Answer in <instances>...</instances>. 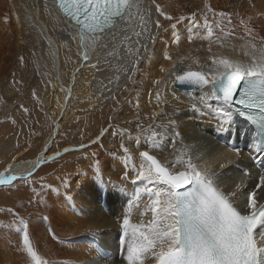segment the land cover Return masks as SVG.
<instances>
[{
  "label": "bare ground",
  "instance_id": "bare-ground-1",
  "mask_svg": "<svg viewBox=\"0 0 264 264\" xmlns=\"http://www.w3.org/2000/svg\"><path fill=\"white\" fill-rule=\"evenodd\" d=\"M207 2L217 13L231 15L232 26L229 27L235 33L225 40L224 48L213 43V51L246 62V48L242 47L245 41L238 39L244 35L240 21L250 22L259 43V38L264 37V0ZM156 4L166 13L178 17L200 13L204 10L205 0H155V3L153 0H142L141 15L145 18L148 31L141 29L138 18L122 22L114 35H109L101 42L106 43L107 47L90 51L89 61L85 64L77 56L81 50L72 40L70 33L73 29L64 19L56 18L58 9L53 0H0V46L11 58V65L0 66V105H14L23 96L30 97L39 105V111L34 112L36 120L30 125L25 118L23 121L19 118L25 117L23 111L17 114L18 109L15 106L13 108V115L20 126L15 130L13 150L7 155L10 157L9 165L14 169L13 175L25 176L29 171L34 175L27 183L14 181L12 186H0V191L12 192L23 185L18 193L1 199L0 225L15 226V218L7 209L28 220L30 236L38 254L47 259L49 264H126L125 250L120 244L123 239L121 222L126 206L119 200H109L103 195L95 199L81 192V189L95 183L89 168L91 152H97L103 165L111 164L104 172L105 180L126 183L120 179L123 170L119 160L107 153H121L118 131L130 132L134 137L138 121L147 128L149 124H167V117H172L177 121L184 144L190 146L194 156L199 157L197 162L202 167L216 174V182L222 190H235V185L241 179L245 181V186L233 198L235 207L246 211L244 205L247 196L244 194L251 190L257 191L258 202L264 204V197L261 196L264 188L256 187L261 173L257 166L260 164L253 163L246 154H242V158L231 155L226 142L231 137L219 140L221 135L216 131V122L204 111L199 108L194 111L191 107L198 92H184L170 85L166 90L167 102H163L162 91V102L157 106L156 92L162 86L155 85L154 81L167 75L160 71L161 67H172V62L164 59L165 51L173 57V61L189 57L184 61L185 64L195 59L205 65L211 62L207 59L210 55L207 39L195 38L192 42L186 39L184 24L187 21L176 26L181 34L180 44L172 43L173 30L170 25L175 20L166 21L160 17ZM157 19L163 29H155L154 21ZM135 32L142 34L137 37ZM149 32L156 35L155 43H150ZM125 36L130 39L124 41ZM145 44L148 45V53L141 51V55L146 59H141L139 66L134 68L135 57L127 49L131 48L134 52ZM109 51L114 54L107 55ZM149 54L150 59H147ZM20 57H23V62ZM91 64H96V67H91ZM192 66L196 67L194 63ZM133 71L134 76L131 75ZM17 83L24 85L23 91L18 92ZM69 91L70 95L67 94ZM172 91L176 92L179 99L172 96ZM107 105L108 110L111 107L113 109L111 115L105 111ZM105 113L107 118L103 120ZM79 121L85 125L81 142L60 146L67 129ZM102 130L103 148H100L91 141L100 136ZM170 139L174 137L165 138L164 152L158 154L162 161L174 159L175 150L170 146ZM124 142L129 146L133 144L129 140ZM239 146L244 147L243 144ZM179 147L181 145L177 142ZM65 149L68 151L65 152ZM57 153L59 156H56ZM54 156V160L48 159ZM229 158L231 163L228 162ZM77 169L81 171L77 172ZM243 170H247L250 175L244 177ZM65 177L72 185L69 193L72 201L64 198L65 189L61 179ZM42 184L59 188L61 195L58 197L47 189H41ZM126 186L129 189L133 187L130 183ZM33 187L41 193L39 197L32 193ZM103 204L108 209H104ZM140 211L133 210L131 219L134 223L149 219L147 216L141 217ZM44 217L48 219L44 220ZM86 229H93L95 235ZM5 231L8 229L0 228V234ZM91 239L109 247L112 256L103 259L95 247L87 242ZM19 243L20 234L14 230L11 243L0 240V264H26V256L17 246ZM145 264H153V261L146 260Z\"/></svg>",
  "mask_w": 264,
  "mask_h": 264
},
{
  "label": "snow or ice",
  "instance_id": "snow-or-ice-1",
  "mask_svg": "<svg viewBox=\"0 0 264 264\" xmlns=\"http://www.w3.org/2000/svg\"><path fill=\"white\" fill-rule=\"evenodd\" d=\"M54 3L58 8L56 18L64 19L73 29L70 33L72 40L81 50L77 56L85 64L89 61L90 51L107 47L106 43L101 42L114 35L122 22L138 18L141 29L148 31L145 18L141 15L142 0H54ZM155 7L164 20H175L170 25L173 30L172 43L180 44L181 34L176 26L187 21L184 24L186 39L188 42L195 38L207 39V51L210 53L207 59L211 62L205 65L195 59L192 63L196 67L193 68L192 63L184 62L189 57L173 61V57L165 51L164 59L172 62V67H161L160 71L167 75L154 81L155 85L162 86L156 92L157 106L162 102V91L163 102H167L166 90L170 85L198 92L191 104L193 110L199 108L214 120L221 137H236L238 143L229 145V152L236 158L246 154L253 163L261 165L256 187L264 188V37H260L257 43L258 38L250 22L241 20L244 35L238 39L245 41L242 47L246 48L244 54L248 59L246 62L233 60L214 52L212 47L215 43L224 48L225 40L235 35L229 27L232 26L229 13H217L207 0L200 13L178 17L163 11L159 4ZM154 24L156 30L163 29L159 19ZM141 34L135 32L137 37ZM129 39L128 36L124 37V41ZM155 40L156 35L149 32L150 43H155ZM127 51L134 55L133 67L136 68L141 59H146L141 51L148 53V45H142L134 52L131 48ZM113 54L112 51L107 53ZM147 59H150V54ZM20 60L23 62V57ZM90 66L95 68L96 64ZM131 75L134 76L135 71ZM61 90L64 91L63 88ZM67 94L70 95V91ZM171 94L179 99L175 91ZM152 119H155V113ZM167 119V124H149L147 128L138 121L136 136L127 131L120 133L121 153H107L119 160L123 170L120 179L126 183L105 180L104 172L111 164L103 165L97 152L89 154V168L95 183L81 189V192L95 199L103 195L109 200H119L126 206L121 222L123 239L120 240L125 250L126 264H145L149 259L153 264H264V204L258 202L257 191L244 194L247 196L244 205L246 211L235 207L233 198L245 186V181L241 179L235 185V190H222L216 182V174L202 167L197 162L199 157L194 156L190 146L184 144L177 121L172 117ZM103 134L102 130L101 135L91 143L103 148ZM168 137H174L170 139V146L175 150L174 159L162 161L158 154H163V142ZM125 140L132 141V146L126 145ZM177 142L181 147L177 148ZM228 162L231 163V158ZM13 171L12 165H8L4 172H0V186L13 185L14 181L27 183L34 175L29 171L25 176H17L12 174ZM80 171L77 169V172ZM242 175L248 177L250 173L243 170ZM128 183L133 186L131 189L126 186ZM61 184L65 189V200L72 201L70 180L65 177L61 179ZM40 187L58 197L61 195L59 188L44 184ZM31 191L38 197L41 195L35 187ZM261 196L264 197V193ZM134 209H140L141 217L147 216L149 219L134 223L131 219ZM7 211L16 223L14 228L11 224L0 225V228L8 229L0 234V240L11 243L14 230L20 234L17 246L26 256V264H49L38 254L31 239L29 221L12 209ZM86 231L95 235L93 229ZM52 235L55 239V234ZM97 248L103 251L102 245L98 244Z\"/></svg>",
  "mask_w": 264,
  "mask_h": 264
},
{
  "label": "rangeland",
  "instance_id": "rangeland-1",
  "mask_svg": "<svg viewBox=\"0 0 264 264\" xmlns=\"http://www.w3.org/2000/svg\"><path fill=\"white\" fill-rule=\"evenodd\" d=\"M0 51H1L0 52V66L1 65L3 67H4V65L9 66L8 64L11 61L10 56L6 55L7 52L6 53L3 52L5 50H3V48L1 46H0ZM10 65H11V63H10ZM193 68H194V66H193ZM12 80L14 82H17L15 77H12ZM16 87L18 89V92H20V91H23L24 85H22V84L18 85V83H17ZM116 101H118V100H116ZM14 106L18 109L17 114H20V113H22L21 111H23V114L25 115V117L20 116L19 118L21 119V121H23L24 118H25V120H28V121H26L28 125H30L32 122H34L36 120V118H35L36 114L34 112L37 113L39 111V109H38L39 105L34 103L30 99V97H27V96H23L22 99L20 101L16 102L14 105H10V104H5L3 106L0 105V170L5 169V167L7 165H9V158L10 157L7 155L11 149L13 150V144H14V141L16 138L15 130L17 127L20 126V124L16 121V119L13 115ZM27 106H29V107H27ZM24 109H27V111H24ZM112 110H113L112 107L110 108V110H108V105L105 108V111H107V115H111ZM103 116H104L103 120H106V118H107L106 113ZM13 120H15V123H12ZM84 127H85V125L83 124L82 121H79V122L75 123L72 127H69L62 137L60 146L79 144L81 142V135H82ZM107 128H109V126ZM118 133H121V132L118 131ZM76 147L78 148L79 146H76ZM7 162H8V164H7ZM4 165H6V166H4ZM22 186L23 185L16 188L12 192L10 190L0 191V201H1V199L3 200L10 195H14V194L18 193Z\"/></svg>",
  "mask_w": 264,
  "mask_h": 264
},
{
  "label": "water",
  "instance_id": "water-1",
  "mask_svg": "<svg viewBox=\"0 0 264 264\" xmlns=\"http://www.w3.org/2000/svg\"><path fill=\"white\" fill-rule=\"evenodd\" d=\"M178 89H180L181 91H184V92L194 91L193 89H188V88H183V87L178 88Z\"/></svg>",
  "mask_w": 264,
  "mask_h": 264
}]
</instances>
